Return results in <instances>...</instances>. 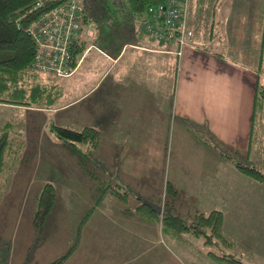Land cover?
<instances>
[{
    "label": "rangeland",
    "instance_id": "rangeland-1",
    "mask_svg": "<svg viewBox=\"0 0 264 264\" xmlns=\"http://www.w3.org/2000/svg\"><path fill=\"white\" fill-rule=\"evenodd\" d=\"M218 1L214 12L210 10L211 13L204 12L201 16L196 15L197 3L193 1L191 24L196 26L199 34L207 32L210 24L216 25L206 45L227 58L257 70L258 80L264 84V57L261 62L264 0ZM118 2L120 5L121 0H87L84 7L88 17L86 29L92 27L93 20L105 23L108 7ZM203 37L206 39V36ZM47 76L55 82L67 79ZM67 95L68 99L74 97L73 93L68 92ZM59 101L60 98L52 109L31 107L34 109L29 110L26 108L28 106L0 105V125L12 122L19 132L11 128L10 135L14 132L16 138L26 145L19 150L16 147L9 150L8 163L0 175V264H51L56 261L58 263L55 264H109L113 259L117 262V256L114 258L113 255L122 251L127 253V256L121 257L124 261L122 264L128 263L130 259H133L130 264H235L211 259L207 254L209 250L232 254L241 260L240 264H264V183L237 171L231 160L230 165L241 178L232 181L235 193L230 184L223 180L218 183L224 184L228 193H221L217 189L198 190L203 188L205 181L197 171L191 169L192 161L188 167L181 165L180 180H170L171 174L177 170L176 165L180 166L183 161L179 156L176 162L178 153L183 151L177 147L181 138L175 127L189 123L193 134L198 129H204L191 122H180V119L175 126L172 116L170 123L168 117L165 118L167 125L163 130L161 145L156 149H148V159L154 160V163L146 162L151 167L147 177L129 180L127 175L117 172L122 181L120 183L129 192L127 201L106 195L95 205L85 224L80 225L87 210L94 206L93 195L84 188V185L91 186L92 181L82 173L83 165L79 157L64 142L65 147L59 145L60 141L49 127L54 123L80 130L90 126V117L84 116L88 119H82L76 116V109L82 103L61 111L54 109ZM40 109L44 110L37 111ZM80 147L87 155L88 152L93 154L92 148L86 145ZM226 150L234 162L256 167L262 162L259 142L250 146L248 141L245 151L233 147ZM89 157L81 158L88 166L95 167ZM62 159L67 163L66 172L61 169ZM109 167L112 166L109 164ZM143 171L146 172L145 169ZM189 174L191 176L187 178ZM47 182H51L55 188V202L44 225L36 227L33 218L37 199L43 184ZM167 183L175 189L174 195L167 193ZM69 184H74L72 191L67 186ZM139 199L159 206L160 212L164 204H172L176 209L174 211L187 221L193 219L195 211L208 212L211 207L219 206L224 210L222 231L233 244L229 247L208 246L203 243L202 236H194L189 232L182 233L179 238L170 237L162 231L157 221H147L153 223L147 228L150 238L141 241L138 236H146L144 229L127 230L121 224L124 217L145 220L135 208ZM107 216H111L114 223ZM75 242L76 247L70 253L69 249ZM121 245L126 251L120 250Z\"/></svg>",
    "mask_w": 264,
    "mask_h": 264
},
{
    "label": "crops",
    "instance_id": "crops-1",
    "mask_svg": "<svg viewBox=\"0 0 264 264\" xmlns=\"http://www.w3.org/2000/svg\"><path fill=\"white\" fill-rule=\"evenodd\" d=\"M189 3L191 11L194 4L192 0ZM108 11L107 21L98 23L93 20L90 29H86V16V26L84 24L79 40L84 50L73 73L59 78L67 79L58 81L62 95L54 108L61 111L82 103L81 109H76V116L82 119L89 116L90 126L100 130L97 148L93 149V154L88 152L90 163L101 166L118 183L122 181L117 172L127 175L129 180L146 178L148 169H151L146 162L154 163L148 159V149L161 145L167 125L165 118L168 117L170 123L172 116L175 126L180 119V122H191L204 129L196 130L198 137L190 132L189 123L175 127L181 138L177 147L183 151L178 153L176 162L179 156L183 161L180 166L176 165L177 170L171 174L170 180H180L181 165L188 167L192 161L191 169L205 181L203 188L198 190L227 192L224 184L218 183L223 180L235 193L232 181L241 178L220 152L226 153L230 147L238 151L248 148L254 86L259 79L257 70L208 47L211 24L207 32L204 31L205 35L203 32L199 37L195 36L193 43L184 46L179 53L175 42L150 37L142 29L147 18L127 11L122 0L120 5L119 2L110 5ZM188 19L190 25V12ZM68 92L74 97L68 99ZM59 145L65 147L61 141ZM61 165L62 172H66L65 160H61ZM82 173L92 181L90 174L84 170ZM67 186L70 191L74 188V184ZM84 188L93 195L92 182L91 186L84 185ZM213 208L224 212L219 206ZM107 218L114 223L111 216ZM122 219L121 224L127 230L144 229L146 236H138L139 240L150 238L147 228L153 223L127 217ZM123 249L121 245L120 250ZM113 256H117V262L113 259L109 264H122L121 257L127 253L122 251ZM132 261L130 259L126 264Z\"/></svg>",
    "mask_w": 264,
    "mask_h": 264
},
{
    "label": "trees",
    "instance_id": "trees-1",
    "mask_svg": "<svg viewBox=\"0 0 264 264\" xmlns=\"http://www.w3.org/2000/svg\"><path fill=\"white\" fill-rule=\"evenodd\" d=\"M34 1L0 0V105L52 109L62 95V89L54 79L34 70L31 66L35 49L34 43L26 31V27L33 18V12L30 9ZM189 1L186 24L192 33L191 42L193 43L195 36L199 37V33L196 26L194 27L188 23L190 12ZM192 1L197 3L196 15L198 16L203 15L204 12H214L217 9L218 0ZM122 2L127 11L138 16H145L147 18L146 20H150L152 19V9L162 4L164 0H122ZM193 12L194 7L192 8L191 15ZM20 16L22 18L18 20ZM211 27L213 34L214 26ZM262 38L264 39V16ZM83 50L84 48L78 44L74 51L72 66H75ZM263 55L264 42L262 40L261 62H263ZM12 124V122L7 121L0 125V175L8 163L9 150L13 147H16L18 150L25 148L24 143L16 138L14 132L12 136L10 135L11 128L12 131L19 132V128L13 127ZM49 129L58 140L62 143L64 142L69 147L74 155L79 157L83 165V170L90 174L92 178L94 206H91L87 210L80 225L85 224L95 205L106 197V195H114L124 202L127 201L129 192L126 187L113 180L100 167L95 166L92 169V166H88L81 158L83 156L88 158V155L82 150L80 145H86L92 149L97 148L101 135L99 129L93 126H84L82 129L77 130L54 123L51 124ZM194 134L199 137L196 132ZM255 142H259L262 160L259 167L243 164L238 161L234 162L229 154L220 153L234 163L237 171L254 181L264 183V84L259 80H257L254 86L249 145L251 146ZM166 189L170 195L176 193L175 189L169 183H167ZM54 202L55 188L53 184L51 182L44 183L37 199L36 212L33 218V224L36 227L44 225L52 211ZM147 202H142L139 199V203L135 207L138 211L137 213L146 221L159 222L162 231L170 237L179 238L182 233L189 232L194 236H202L203 243L208 246L229 247L233 244L226 238L222 231L223 212L219 208H213L208 212L195 211L193 219L187 221V219L174 211L176 209L172 204H164L161 212L157 213ZM79 231L80 229H78ZM76 242L70 247L69 252L75 249ZM70 253L67 252V254ZM207 254L217 262L223 263L231 261L235 262V264L241 263V260L236 256H232V254H220L214 250H209ZM55 263H58V261ZM55 263L53 262L51 264Z\"/></svg>",
    "mask_w": 264,
    "mask_h": 264
},
{
    "label": "built area",
    "instance_id": "built-area-1",
    "mask_svg": "<svg viewBox=\"0 0 264 264\" xmlns=\"http://www.w3.org/2000/svg\"><path fill=\"white\" fill-rule=\"evenodd\" d=\"M82 0H35L33 18L26 27L34 43L31 66L49 76L67 77L72 73L74 51L84 29L86 15ZM188 0H164L152 9V19L142 29L162 42H175L179 53L191 44L187 28ZM22 16L18 17V20Z\"/></svg>",
    "mask_w": 264,
    "mask_h": 264
},
{
    "label": "water",
    "instance_id": "water-1",
    "mask_svg": "<svg viewBox=\"0 0 264 264\" xmlns=\"http://www.w3.org/2000/svg\"><path fill=\"white\" fill-rule=\"evenodd\" d=\"M86 1H87V0H82V3H83L84 6L86 5ZM147 204H148L151 208H153V209L155 210V212H157V213L160 212V207H159V206H157V205H155V204H152V203H149V202H147Z\"/></svg>",
    "mask_w": 264,
    "mask_h": 264
}]
</instances>
